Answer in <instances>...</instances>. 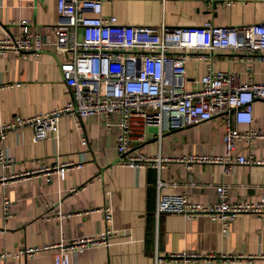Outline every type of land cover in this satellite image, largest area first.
<instances>
[{
	"label": "crops",
	"instance_id": "crops-1",
	"mask_svg": "<svg viewBox=\"0 0 264 264\" xmlns=\"http://www.w3.org/2000/svg\"><path fill=\"white\" fill-rule=\"evenodd\" d=\"M102 13L116 15L121 23L157 28L199 26L208 20L214 25L236 26L264 22V0H234L231 4L218 0H102ZM22 19H29L31 29L45 39L53 38L51 28L58 19L56 0H3L0 37L17 33ZM257 56L229 49L189 53L185 74L172 80L184 89H193L210 65L238 73L239 81L249 77L264 82V60ZM69 98L70 87L50 50L39 54L9 50L0 55V122L62 106ZM231 123L240 130H263L264 100L253 101L251 123ZM224 130L221 114L179 128H168L165 117L159 127L137 125L130 147L148 156L168 158L159 167L120 164L115 132L105 126L99 114L77 120L64 115L58 129L38 141L32 140L30 126L9 131L0 143L9 159L0 163V251L108 228L114 231L109 245L73 253L71 264H154L155 253L163 258L160 264H216L221 263V254L243 256L227 261L230 264H264L263 211L238 213L227 233L221 232L219 220L203 213L191 218L176 212L155 213L158 180L167 183L163 191H185L199 202L215 200L219 183L228 185L230 201L255 203L264 197V163L232 159L187 165L178 160L188 154L223 155ZM250 154L264 159L261 138L234 142L232 158ZM68 161L80 166L73 165L60 177L55 168ZM4 196L12 202L6 220ZM104 206L110 207L109 221L101 211ZM57 210L63 216L58 217ZM181 251L209 254L210 258L169 256ZM0 264H52L51 253L7 260L0 257Z\"/></svg>",
	"mask_w": 264,
	"mask_h": 264
},
{
	"label": "built area",
	"instance_id": "built-area-1",
	"mask_svg": "<svg viewBox=\"0 0 264 264\" xmlns=\"http://www.w3.org/2000/svg\"><path fill=\"white\" fill-rule=\"evenodd\" d=\"M218 1L231 4L234 0ZM56 12L58 19L51 28L53 38L45 39L40 32L31 29L29 19H22L17 23V33L0 37V55L9 50L33 54L50 50L57 57L59 70L70 87V98L62 106L0 122V143L13 129L30 126L32 140L38 141L45 138L48 131L58 129L59 120L64 115L77 120L99 114L103 116L105 126L115 132L116 149L122 155L120 164L159 167L168 158L159 154L148 156L130 147L131 133L137 125L159 127L165 117L168 128H179L221 114L225 122L224 154H188L178 160L187 165L232 159L238 163H264V159H255L251 154L231 156L236 140L251 142L261 138L264 142V129L240 130L231 123H251L253 101L264 100V82L249 77L239 81L238 73L215 70L210 65L200 77L198 87L193 89H184L181 83L172 80L185 74L188 54L201 50L257 53L259 59L264 60V22L219 26L208 20L199 26L162 25L158 28L127 24L119 22L116 15H104L102 0H56ZM80 138L85 140L83 135ZM8 160L0 149V163ZM73 165L72 161L61 163L55 171L63 177ZM225 170L228 172L229 167ZM166 184L160 180L156 184V215L176 212L191 218L203 213L209 219L219 220L221 232L227 233L229 224L238 213L264 212V197L255 203L230 201L226 184L215 185L216 199L211 202L192 200L185 191L165 192ZM11 203L6 196L3 197L5 220L10 214ZM101 211L104 219L109 221L110 207L104 206ZM57 215L63 216L58 210ZM113 236L114 231L108 228L90 234L81 232L52 243L21 246L13 251L3 249L0 257L19 259L50 251L52 264H71L73 253L80 254L91 246L109 245ZM169 256L186 260L204 256L206 261L210 258L209 254L186 251ZM241 258L242 255L218 256L221 263ZM162 261L163 258L155 253L154 264ZM216 264L220 263L217 261Z\"/></svg>",
	"mask_w": 264,
	"mask_h": 264
},
{
	"label": "water",
	"instance_id": "water-1",
	"mask_svg": "<svg viewBox=\"0 0 264 264\" xmlns=\"http://www.w3.org/2000/svg\"><path fill=\"white\" fill-rule=\"evenodd\" d=\"M220 264H230V263H228V262H223V263H220Z\"/></svg>",
	"mask_w": 264,
	"mask_h": 264
}]
</instances>
